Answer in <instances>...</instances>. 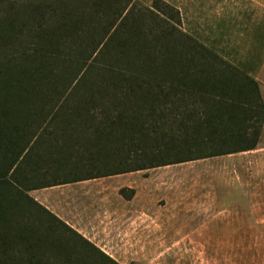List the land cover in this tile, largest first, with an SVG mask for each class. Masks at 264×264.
Listing matches in <instances>:
<instances>
[{
    "label": "rangeland",
    "instance_id": "1",
    "mask_svg": "<svg viewBox=\"0 0 264 264\" xmlns=\"http://www.w3.org/2000/svg\"><path fill=\"white\" fill-rule=\"evenodd\" d=\"M39 1L45 5L54 4V0H0V20L5 29L0 32V84L10 89L8 99L12 100L9 104L0 105V114L6 110L9 113V120L0 123V131L4 132L0 135V167L18 157L23 140L29 136L27 125L30 121L20 120L21 114L22 117L30 115L34 112V103L38 105L41 101L46 110L51 109L52 102L61 103L66 108L49 125L51 141L45 137L39 145L38 152H42V157L41 154H34L38 161L43 157L51 160L50 163H43V169L40 167L42 170L34 176V183L55 186L37 189L34 193L26 192L52 217L38 206L28 207L22 203V212H18L25 214V221L21 223L43 231L50 226L52 239L57 243H76L79 247L76 253L80 251V256L85 255L83 248L86 241L117 264H264V112L260 118L250 119L251 122L256 119L257 123L243 122L238 129H230L244 131L250 125L249 133L259 132L258 144L253 151L60 185V180L84 178L96 172V169L84 166L91 164V157L87 155L84 156V163L76 160L79 163L76 167H66L56 174L58 168L45 151L53 143V138L61 137L66 128L63 118L71 111H75V116H81L80 112L85 115L84 110L76 111H79L80 100L86 101L90 96L86 95V90H100L104 82H118V78L128 77L131 71L144 64V60L137 58V55L142 56L135 43L140 40L139 37L131 36L123 30L124 27L117 28L119 23H123L122 19L116 27H111L116 23L105 14L89 22L86 28L79 26L77 33H70L66 41L61 42L58 51L52 54L46 48L41 52L44 54L38 56L34 44L37 42L35 28L39 18L34 13V6ZM63 1L66 10L78 13L75 1ZM133 1L123 26H136L138 31L141 30L140 36L145 35L150 41L155 60L160 52L162 55L165 53V47L157 45L160 30H163L159 25H163L164 29L169 26L158 19L166 17L167 7L178 9L181 13L183 31L206 42L211 51L220 53L237 67L243 65L249 48L245 29L250 20L249 13L260 15L264 21V0L249 1L252 5L255 2L260 4L256 10L246 9L244 0ZM198 7H202L203 11ZM255 7L252 6V9ZM49 13L51 16L43 22L47 27L57 21L52 12ZM16 18H19L18 21ZM9 23H14L15 27L10 28ZM218 37H222L220 42H217ZM31 47L33 50H30ZM78 84L79 90H71ZM259 84L264 105L263 76ZM34 86L39 90H34ZM16 96L17 101L13 102ZM95 96L100 108L111 106L102 103L100 95ZM18 101L24 102L25 109L29 111L22 113ZM123 101L112 113L126 116V111H137L133 103L126 99ZM154 101L155 111L161 118L150 127L151 131L156 128V132L169 138H178L179 124L173 116L179 112L180 117L187 118L195 113V109L186 101L175 103L176 108L157 99ZM90 108L92 114L100 118L104 115V109H95L94 103L87 106V110ZM81 109L84 108L81 106ZM97 119L98 122L103 121ZM222 122L227 123L224 119ZM224 127L223 124L216 126L218 131L224 130ZM73 135L85 137L83 144L90 141L89 134L74 132ZM173 142L171 144L180 146V140ZM149 143L162 146L164 141ZM215 146L206 142L203 153H208ZM167 159L174 161L177 158L172 156ZM22 167L25 171L23 176H30L31 164L26 160ZM43 219L49 224H42ZM63 224L66 226L63 227ZM19 248L22 250L23 245L15 252L17 257L20 256ZM45 255L46 259L55 261L53 253Z\"/></svg>",
    "mask_w": 264,
    "mask_h": 264
},
{
    "label": "trees",
    "instance_id": "2",
    "mask_svg": "<svg viewBox=\"0 0 264 264\" xmlns=\"http://www.w3.org/2000/svg\"><path fill=\"white\" fill-rule=\"evenodd\" d=\"M72 2L77 6L78 13L66 10L63 0H54L52 6L51 3L45 5L44 2L39 1L34 6V13H37L39 18V24L35 28L37 42L34 44V48L39 52L38 56L44 54L41 52L46 48H49L51 53L58 51L61 42H65L70 33H77L79 26L86 28L89 22L95 21V18L99 19L98 17L103 14L114 19L116 25L112 24L111 27H116L117 22H120L121 19L124 23L134 1L72 0ZM56 5H58L57 8H55ZM167 8L169 10L165 13L166 17L158 19L164 25L169 26L168 29H164L163 25H159L163 30H160L157 45H160L161 48L164 46L165 53L162 55L159 51L162 56L159 55L155 60L151 54L153 49L150 41L145 35L140 36L141 30L138 31L136 26L126 23L127 26H123V23H119L118 29L120 26L124 27L123 30L131 36L139 37L140 40L135 43L139 46L142 56L137 55V58H143L144 64L131 71L128 77L118 78V82L107 81L100 85V90L96 88L86 90V95L90 94V96L86 101L80 100L79 111H76L84 110L85 115L80 112L81 116L79 114L75 116V111H71V114L63 118L66 128L61 132V137H54L53 143L48 144V147L43 143L46 147L45 154L48 158L52 157V163L58 168L56 174L66 167L73 169L79 163H84V156L87 157V155L91 157L89 162L92 165L84 166L92 167L91 170L96 169L94 175L79 179L60 180V185L141 172L256 149L260 133H249L250 125L244 131H230V129L232 127L238 129V125H242L243 122H249V124L256 122V119L252 122L250 119L260 118L264 112L258 83L182 32L180 12L172 7ZM49 12H52V15L57 18L51 27H47L43 23L44 19L51 16ZM158 12L161 13L159 9ZM18 19L16 18L17 21ZM34 20H36L35 17ZM2 23L3 21L0 20V32L5 30L2 28ZM80 24H84V26ZM8 25L10 28L15 27L14 23ZM108 27L107 25L106 28ZM101 47L103 48L104 45ZM30 50H33L32 47ZM34 56H36L35 53ZM74 88L79 90V84L71 90ZM154 88L157 89L156 92L153 91ZM34 90H39V87L34 86ZM80 91L82 90L80 89ZM97 91H100L101 94ZM10 94V89L0 84V105L12 102L8 99ZM95 95H100L101 102L111 106H106L107 109L100 108L98 105L100 102L95 99ZM122 99L133 103L137 111L132 113L126 111V116H123V113L117 115L112 113L119 108L118 103L124 102ZM132 99L134 100L132 101ZM155 99L171 106H175L178 101L180 103L186 101L191 103L190 105L195 109V113L187 118L180 117L179 112L173 116V119L175 118L176 123L179 124L180 136L178 138L177 136L169 138L156 132L155 126V129L151 131L150 127L156 125L161 118L155 111ZM111 100L113 102H110ZM15 101H17V96L13 102ZM93 103L96 106L95 109H104V115L101 118L92 114L91 108L87 110V106ZM51 104V109L46 110L42 101L38 105L34 103L33 113L24 117L22 114L20 115V120L30 121V125H27L30 128L29 136L23 140L18 157H15L14 161L9 164L0 167V264H117L86 241H84L85 248H83L85 255L80 256L78 255L80 251L76 253L79 248L76 243L70 245L64 241L62 243L55 242L52 239L50 226L43 231L21 223L25 221V214L20 210L22 203L27 204L28 207L29 205L30 207L38 206L43 213L51 215L26 193L55 186L50 183H34V176L36 177L39 171L44 168L43 163L51 161L46 157L38 161L34 154H41L42 157V152H38L39 145L45 137L51 141L52 133L49 131V125L58 119V113L66 109L61 103L52 102ZM18 105L22 108V113L29 111L25 109L24 102L18 101ZM81 106L84 109H81ZM1 112L3 113L0 114V123L2 120H9L8 110ZM127 114L130 115L127 116ZM29 118L31 120H28ZM97 118L103 121L98 122ZM223 119L227 121L226 124L222 122ZM222 124L225 126L224 130L218 131L216 126ZM70 127L73 129L71 134H68ZM74 132L89 134L90 141L83 144L82 140L85 137L77 138L73 135ZM0 135H4V132L0 131ZM167 139L171 141L169 142ZM177 139L180 140V146L171 144ZM1 140L2 138H0V143ZM160 141H164L162 146L157 143L154 145L149 143ZM206 142L217 146L212 147L208 153H203ZM172 156L177 159L174 161L167 159ZM131 158L137 160L131 161ZM26 160L32 167L30 176L29 174L23 176L25 171L22 165ZM76 160H79V163H76ZM41 222L49 224L45 219ZM65 226L63 224V227ZM21 244L23 249L19 248L20 256L17 257L15 252ZM47 252L55 255L54 262L46 259Z\"/></svg>",
    "mask_w": 264,
    "mask_h": 264
},
{
    "label": "crops",
    "instance_id": "3",
    "mask_svg": "<svg viewBox=\"0 0 264 264\" xmlns=\"http://www.w3.org/2000/svg\"><path fill=\"white\" fill-rule=\"evenodd\" d=\"M249 1L250 0H244V2H243V3H245L244 7H246V9L256 10V8H258L257 6H260V4L256 3V2H255V5L249 4ZM252 6H256V7L254 9H252ZM198 9L203 11L202 7H200V8L198 7ZM259 16L260 15H254L253 16L251 13H249L250 20L245 25V27H246L245 29L247 31L246 34H247V37L249 38L248 39L249 48L247 50L246 56L244 58V63L242 66L237 67L234 64H232L230 61L228 62V60L224 56H222L220 53H217L215 51L214 52L219 57H221L224 61L228 62L232 66H234V67L238 68L240 71L244 72L247 76L254 79L260 87L259 79L261 76L264 77V21L262 20V17H259ZM181 19H182V15H181ZM219 24H221V23H218V25ZM181 30H182V25H181ZM182 32L186 33L183 30H182ZM186 34L189 35L190 37L194 38L197 42H199L201 45L205 46L206 48H208L210 50V48L208 47V44L206 42H202L199 39L195 38L194 36H192L188 33H186ZM222 36H223V34H222ZM218 38H219V41H217V42H220L222 37H218ZM218 38H217V40H218ZM260 91H261V87H260ZM31 193H34V191H32ZM32 198L34 199V197H32Z\"/></svg>",
    "mask_w": 264,
    "mask_h": 264
}]
</instances>
